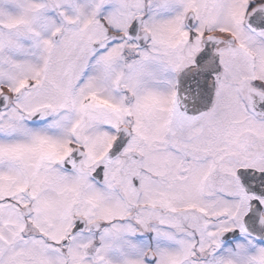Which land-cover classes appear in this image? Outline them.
Segmentation results:
<instances>
[{"label":"snow or ice","instance_id":"obj_1","mask_svg":"<svg viewBox=\"0 0 264 264\" xmlns=\"http://www.w3.org/2000/svg\"><path fill=\"white\" fill-rule=\"evenodd\" d=\"M0 264H264V0H0Z\"/></svg>","mask_w":264,"mask_h":264}]
</instances>
